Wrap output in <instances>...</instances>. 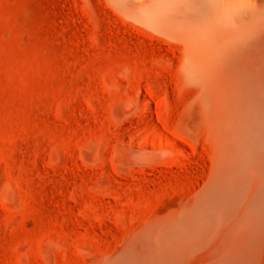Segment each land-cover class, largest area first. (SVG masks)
<instances>
[{
	"label": "rangeland",
	"instance_id": "obj_1",
	"mask_svg": "<svg viewBox=\"0 0 264 264\" xmlns=\"http://www.w3.org/2000/svg\"><path fill=\"white\" fill-rule=\"evenodd\" d=\"M137 1L0 0V264H83L203 178L174 0Z\"/></svg>",
	"mask_w": 264,
	"mask_h": 264
},
{
	"label": "bare ground",
	"instance_id": "obj_2",
	"mask_svg": "<svg viewBox=\"0 0 264 264\" xmlns=\"http://www.w3.org/2000/svg\"><path fill=\"white\" fill-rule=\"evenodd\" d=\"M174 37L205 174L83 264H264V0H174Z\"/></svg>",
	"mask_w": 264,
	"mask_h": 264
}]
</instances>
